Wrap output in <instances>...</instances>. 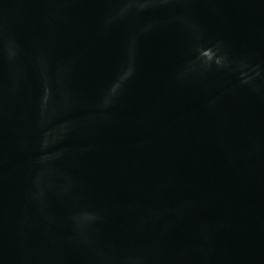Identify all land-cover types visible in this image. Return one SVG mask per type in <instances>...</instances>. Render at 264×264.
Here are the masks:
<instances>
[{
  "label": "water",
  "instance_id": "water-1",
  "mask_svg": "<svg viewBox=\"0 0 264 264\" xmlns=\"http://www.w3.org/2000/svg\"><path fill=\"white\" fill-rule=\"evenodd\" d=\"M0 264H264V0H0Z\"/></svg>",
  "mask_w": 264,
  "mask_h": 264
}]
</instances>
